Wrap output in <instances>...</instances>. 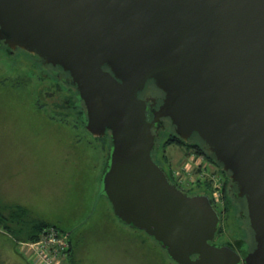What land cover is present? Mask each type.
<instances>
[{"label":"water","instance_id":"water-1","mask_svg":"<svg viewBox=\"0 0 264 264\" xmlns=\"http://www.w3.org/2000/svg\"><path fill=\"white\" fill-rule=\"evenodd\" d=\"M0 41L65 71L86 129L109 134L102 192L121 221L177 264H264V0H0ZM148 82L164 95L152 120ZM165 118L229 175L252 249L216 244L210 194L186 192L155 159Z\"/></svg>","mask_w":264,"mask_h":264},{"label":"rangeland","instance_id":"rangeland-1","mask_svg":"<svg viewBox=\"0 0 264 264\" xmlns=\"http://www.w3.org/2000/svg\"><path fill=\"white\" fill-rule=\"evenodd\" d=\"M32 57L23 49L15 55L0 51V208L7 213L11 206L22 205L29 210L28 218L66 230L76 264H176L155 238L115 215L102 192L109 140L92 135L70 113L63 114L47 81L39 95L38 68L43 66L37 63L33 71L20 61ZM159 152V163L169 160L172 177L182 188L210 180L211 185L220 184L224 196L226 178L215 163L205 171L187 169L184 159L193 151L167 144L165 136L159 138ZM232 202L235 216L224 227L237 236L236 221L241 225L242 220L239 204L234 198ZM3 235L0 264H32Z\"/></svg>","mask_w":264,"mask_h":264},{"label":"flooded vegetation","instance_id":"flooded-vegetation-1","mask_svg":"<svg viewBox=\"0 0 264 264\" xmlns=\"http://www.w3.org/2000/svg\"><path fill=\"white\" fill-rule=\"evenodd\" d=\"M6 46L7 45L3 41H0V51H3L4 53H8L9 55H15L16 52L18 51V49L11 51L8 48V46L7 47ZM34 57H32L30 60H22L21 59L20 61L25 62L33 71H35L36 70L35 68L38 67L37 63L40 64V66H43V68H38L39 77L41 78L40 87H39L40 91L38 92L39 95H41L44 92L43 87L45 85H43V84H45L47 81L50 84V86H52V89H53L51 96H57L58 97V101L55 102L54 105L58 108H61L63 111V114L70 113L71 115L75 116L76 120L77 121L79 120L82 123V125L86 128V126L83 122L84 121V114H85L86 110H85V107L83 105V101L77 97V91L75 89V86L71 84V80H70V77L68 76V74L65 71H63L60 67L52 66L50 64H48V65L42 64L40 59L36 55H34ZM20 61H18V62H20ZM44 68H46V69H44ZM41 69H43V70H41ZM140 96L142 98L148 99L147 115H148V119L152 120L155 116L156 109L162 103L164 95H163L162 91H160L158 88H156L151 82H148L146 87L140 92ZM152 97L156 98V103L153 106L151 105ZM162 122L163 123L159 124V125H162V127L159 128V131H158L159 136L160 137L165 136V140L172 139V138H178L179 139V136L176 135L175 132L172 130L170 120L165 118V119H163ZM154 129L157 131L158 130L157 126L154 127ZM97 138L102 139V140L108 139L109 145H110L109 134L99 136ZM193 142L199 143L196 136H192L189 140L185 141V143H186L185 145L180 144V143H177V144H180L181 146H186V145H190ZM172 143H174V142H172ZM109 145H107L106 158L108 156ZM154 155H155L154 156L155 159L159 162L161 160L160 157L163 156V154L161 155L159 152V146L155 150ZM229 188L230 187L228 186L227 187L228 193L230 195H232ZM182 189H184L188 193L204 192V191H201V189L195 185H193L192 187H190L188 189L187 188H182ZM232 198H234L235 202L239 204V211L241 214L240 220L243 221V222L241 221V225L236 221L237 226H238V228H236V231L239 229L240 233L237 236L236 235L232 236L230 231L226 230V228L224 227L225 222L226 221L229 222V220L231 218L233 219L235 214H233V217H232L230 215H226L227 212L225 211L222 214L223 216H221L220 229L217 232V235H216L214 242L216 244H221V243H224L227 241H231L235 244V246L238 249H252L254 247V240H253V237L251 235V231L249 229V226L247 225V216L245 213L244 205H243L242 201L239 200L236 196H232Z\"/></svg>","mask_w":264,"mask_h":264},{"label":"trees","instance_id":"trees-1","mask_svg":"<svg viewBox=\"0 0 264 264\" xmlns=\"http://www.w3.org/2000/svg\"><path fill=\"white\" fill-rule=\"evenodd\" d=\"M197 139H198L199 143L193 142L190 145H186V153H189L191 151L203 153L204 155H206V157L209 161L215 163L217 166L220 167L221 171L223 172V174L225 175V178H226V183H225V188H224V196H223L224 197L223 198L224 199V206L219 207L218 205L215 204L213 197H212V185H211L210 180L203 181V180L199 179V182L195 186L199 187L201 189V191H204V192H207L210 194V196L212 197V200H213L215 206L218 208L221 216H223L222 214L225 211L227 212L226 215L232 216L233 215V209H234L233 202H232V196L228 193V189H227L228 183L230 181V177L227 174V172L225 170H223L221 165L216 161L214 154L211 153L210 151H207L203 147V141L200 139V137H197ZM165 142L167 144L172 143V142L180 143V144H184V145L186 144L185 141H183L180 138L179 139L178 138L168 139V140H165ZM163 159H164V161L162 163H163L164 168L167 170L171 179L173 181H175V179L172 177L171 171L169 170V166H170L169 160L167 158L166 159L163 158ZM4 209L5 208H0V230L4 231L5 233H7L8 235L11 236L13 243H14V248H16V241L17 240L36 239L39 236L40 232L46 226L54 225V226L60 228L59 225H57L53 222L46 221L44 219L28 218L29 210L25 206L13 205L9 208L7 213L4 212ZM60 229H62V228H60ZM62 230H64V229H62ZM64 231L67 232L66 230H64ZM69 237H70L71 246H70V249L68 250L66 262H68L69 264H76L75 256H74L75 250H74L73 242L71 240L70 233H69ZM158 244L161 246V244L159 242H158ZM16 250H17V248H16ZM162 250H164L163 252H165L166 256L168 258H170L169 255L167 254L166 250L163 247H162Z\"/></svg>","mask_w":264,"mask_h":264},{"label":"built area","instance_id":"built-area-1","mask_svg":"<svg viewBox=\"0 0 264 264\" xmlns=\"http://www.w3.org/2000/svg\"><path fill=\"white\" fill-rule=\"evenodd\" d=\"M184 160L187 169H203L204 171L212 163L206 155L195 151L189 153ZM211 179L214 180L212 176ZM212 197L216 205L224 206L219 183L214 182L212 185ZM70 246L69 233L54 225L46 226L36 239L16 241L17 250L32 264H69L66 262V257Z\"/></svg>","mask_w":264,"mask_h":264},{"label":"crops","instance_id":"crops-1","mask_svg":"<svg viewBox=\"0 0 264 264\" xmlns=\"http://www.w3.org/2000/svg\"><path fill=\"white\" fill-rule=\"evenodd\" d=\"M1 234H4L3 236L6 238L5 240L7 241V244H9L10 246H12V248H14L13 246H14V243H13V240H12V238H11V236L10 235H8L7 233H5L4 231H2V230H0V236H1Z\"/></svg>","mask_w":264,"mask_h":264},{"label":"bare ground","instance_id":"bare-ground-1","mask_svg":"<svg viewBox=\"0 0 264 264\" xmlns=\"http://www.w3.org/2000/svg\"><path fill=\"white\" fill-rule=\"evenodd\" d=\"M7 47V46H6ZM19 50V49H18Z\"/></svg>","mask_w":264,"mask_h":264}]
</instances>
